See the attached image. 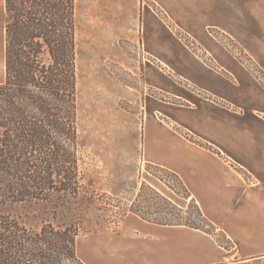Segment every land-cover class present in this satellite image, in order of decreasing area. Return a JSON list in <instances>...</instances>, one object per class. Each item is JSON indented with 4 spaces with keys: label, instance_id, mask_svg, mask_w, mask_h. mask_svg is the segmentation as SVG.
<instances>
[{
    "label": "rangeland",
    "instance_id": "obj_1",
    "mask_svg": "<svg viewBox=\"0 0 264 264\" xmlns=\"http://www.w3.org/2000/svg\"><path fill=\"white\" fill-rule=\"evenodd\" d=\"M221 2L225 7L214 10L164 11L153 0H76L80 190L66 202L73 212L63 210L58 198L0 206V213L30 210L36 222L74 221L80 256L91 238L120 240L128 235L138 240L145 237L143 223L160 221L207 233L219 249L235 254L216 264H264L263 255L237 258L250 241L264 246V223L253 239L229 236L220 224L199 214L179 177L143 158V134L147 151L156 146L154 117L200 144L204 142L194 131L223 142L255 127L264 132V124L252 114L264 119V10H233L226 0ZM3 21L0 0V80ZM150 45H158L167 64L150 54ZM202 102L239 116L210 110ZM159 151L163 156L164 147ZM248 209L254 216L261 213L259 207ZM121 253L115 258L154 264V255L146 251L129 257Z\"/></svg>",
    "mask_w": 264,
    "mask_h": 264
},
{
    "label": "trees",
    "instance_id": "obj_2",
    "mask_svg": "<svg viewBox=\"0 0 264 264\" xmlns=\"http://www.w3.org/2000/svg\"><path fill=\"white\" fill-rule=\"evenodd\" d=\"M3 7L0 206L60 198L72 213L66 202L80 190L76 0H3ZM34 216L0 213V264H86L77 253L78 224Z\"/></svg>",
    "mask_w": 264,
    "mask_h": 264
},
{
    "label": "crops",
    "instance_id": "obj_3",
    "mask_svg": "<svg viewBox=\"0 0 264 264\" xmlns=\"http://www.w3.org/2000/svg\"><path fill=\"white\" fill-rule=\"evenodd\" d=\"M153 1L158 9L164 11L214 10L225 7L221 0ZM226 1V5L233 10H264V0ZM157 46H149L150 54L159 62L167 64ZM202 104H206L210 110L217 108L232 114L218 106H210L205 102ZM257 113L252 112L264 124V119ZM154 119L159 132L154 143L156 146L152 151H147L143 134L144 160L178 174L189 192V198L194 199L209 221L220 224L229 236L245 240L256 237L263 230L261 223H264V132L255 127L250 134L245 131L240 136H228L223 142L203 136L187 124V129L199 134L203 140L204 143L200 144L175 132L160 119ZM161 147L165 149L163 156L158 155ZM178 148L182 149L181 154ZM252 206L261 208L258 216L251 214L248 207ZM239 219L242 223H234ZM141 229H145L141 230L145 237L138 240H132L128 235L120 240L91 238L87 242L86 252L81 256L78 253L77 238V253L86 264H136L131 259L115 258L121 252L129 257L133 253L146 251L154 255V264H216L235 256L227 255L215 245L211 235L197 229L158 223H143ZM239 250L241 255L237 258L264 256V246L254 245L251 241Z\"/></svg>",
    "mask_w": 264,
    "mask_h": 264
}]
</instances>
